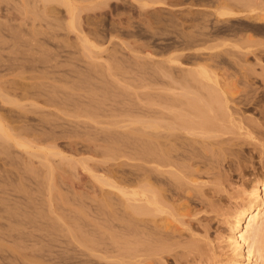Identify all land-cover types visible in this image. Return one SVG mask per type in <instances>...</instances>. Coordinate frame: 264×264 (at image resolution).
I'll use <instances>...</instances> for the list:
<instances>
[{"label": "bare ground", "instance_id": "1", "mask_svg": "<svg viewBox=\"0 0 264 264\" xmlns=\"http://www.w3.org/2000/svg\"><path fill=\"white\" fill-rule=\"evenodd\" d=\"M193 1L208 9L0 0V56L39 53L0 59L13 75L0 74L9 243L32 241L29 230L9 233L32 225L50 228L31 247L43 259L56 258L54 236L68 237L50 264H264V0ZM109 10L127 21L108 22ZM163 35L173 39H148ZM97 79L126 88L102 91ZM34 213L78 221L70 214L76 225L65 221L61 235ZM223 215L229 232L215 227Z\"/></svg>", "mask_w": 264, "mask_h": 264}, {"label": "rangeland", "instance_id": "2", "mask_svg": "<svg viewBox=\"0 0 264 264\" xmlns=\"http://www.w3.org/2000/svg\"><path fill=\"white\" fill-rule=\"evenodd\" d=\"M132 1H133V0H132ZM190 1H191V3H190ZM177 2H178V3H177ZM177 2H173V3H175V5H176V6L174 5V7L172 6L173 3L170 2L171 5H169V6H167V7H163V8H162V11L166 12V11L169 9V11L172 10V12H177L176 14H177V15H180L183 11H184L183 13H185V12L187 11V10H186L187 8L192 9V11H197V10H200V9H202V10H204V9H208V6H209V5H206V6H205V5H204L205 2H204L203 4H201V5H200L199 3L196 4V2H195V4H194V1H193V0H189V1H188V0H186V1L184 0V2L181 1V0H177ZM179 2H180V3H179ZM113 4H114V5H117L116 3H113ZM177 4H178V5H177ZM114 5H113V6H114ZM213 5L216 7L215 4H213ZM210 6H212V4H211ZM214 6H212L211 8L209 7V9L214 10V9H213ZM124 7H129V8H130V6H124ZM168 7H169V8H168ZM155 8H157V7H155ZM158 8H159V7H158ZM158 8H157V9H158ZM166 9H167V10H166ZM158 10H161V9H158ZM174 10H175V11H174ZM185 10H186V11H185ZM107 12H108V13H107ZM107 12H106V14H107V20H108V22H109V21L111 22V21H113V20L116 21V22H117V21H118V22H120V21H122V22H126V21H127V19H126L127 16H126V15H125V17L122 15L121 19L118 18L119 20H117L116 10L113 11L112 13H110V12H111L110 10L107 11ZM167 12H168V11H167ZM136 13H137V12H134V16H135V18L133 19V21H134V24L136 23V24L138 25V22H139V21H138V18L136 17V16H137ZM183 13H182V14H183ZM135 14H136V15H135ZM110 16H111V17H110ZM113 16H115V17H113ZM112 17H113V18H112ZM136 20H137L138 22H137ZM169 24H170V23H169ZM137 25H136V26H137ZM165 25H167V23H165ZM167 34H168V33H167ZM40 37H41V36H40ZM168 37H169V38L171 37V38H170L171 40L173 39V37H172V36H169V35H165V36L163 35V36H161L160 38L157 37V38H155V39L149 37L148 39H149L150 42H152V43H154V44L157 43V41H158V43L160 42V44L162 45V44H165L166 41H167V42H170V39H168ZM72 38H74V37L72 36ZM148 39H145L144 41H146V40L148 41ZM164 39H165V40H164ZM167 42H166V43H167ZM103 45H104V46L106 45L105 48L107 47V48L110 49V47H111V45H109V42H108V43H105V44H103ZM50 46H51V45H50ZM52 46H53V45H52ZM52 46H51V47H52ZM108 46H109V47H108ZM52 48H54V47H52ZM65 49H66V48H65ZM67 50H69V48H67ZM78 50H79V49H78ZM3 51L5 52L6 49L3 50ZM3 51L1 50V54H5L6 56H5V55H1V56H0L1 58H0V59H7V58L12 57V52H11V54H9V52H8L9 50H7L5 53H4ZM2 52H3V53H2ZM7 52H8V53H7ZM29 52H31L30 55H31L32 53H33V54L35 53V55L37 54L36 51H28V52L25 53L26 55L23 54V56H22V54L18 53V55L20 54V56L15 55V56H13L12 58H14V57L16 58V57H17V58H19V59H24V58H26V57H30L29 54H28L29 56L27 55V53H29ZM81 52H82V51H81ZM107 52H108V51H107ZM6 53H7V54H6ZM66 53H67V52H65L64 54H66ZM82 54H83V53H82ZM105 54H106V53H105ZM105 54H102L103 56L101 55V57H103V58H105V59H108L107 56H106V57L104 56ZM141 54H142V53H141ZM8 55H10V56L8 57ZM13 55H14V54H13ZM83 55H84V54H83ZM106 55H107V54H106ZM142 55H145V53L143 52ZM154 55H155V58L158 57V55H157V56H156V54H154ZM166 55H167V54H163V56H165V57H166ZM2 56H3V57H2ZM4 56H5V57H4ZM38 56H39V53L36 55V57H38ZM163 56H159L158 58L162 59ZM6 57H7V58H6ZM21 57H22V58H21ZM165 57H163V58H165ZM105 59H104V60H105ZM5 64L8 65V64L5 63V62H4V63L2 62V65H1V63H0V68H1V69H0V74H1V75H4V74L6 75L8 72H10V74H11V72H12V71L7 70V67L5 66ZM186 64H187V63H186ZM186 64H185V66H188V64H187V65H186ZM64 68H67V66L64 67ZM64 68H62V69H64ZM68 68H69V67H68ZM68 68H67V69H68ZM2 69H3V70H2ZM69 69H70V68H69ZM1 70H2V71H1ZM4 70H5V71H4ZM16 73H17V72H16ZM16 73H15V74H16ZM8 74H9V73H8ZM15 74H14V75H15ZM60 74H63V73L61 72ZM122 75H123V74H122ZM127 75H128V78H126ZM129 75H130V76H129ZM120 76H121V75H120ZM120 76H119V77H120ZM123 76H124V77L126 76L125 78H126V79H130V80H133V79H136V78H137V77H134V76L131 75V74H125V75H123ZM9 77L11 78V77H13V75L11 74V75H9ZM124 77H123V78H124ZM109 78H110V77H109ZM116 78H117V76H116ZM116 78H115V79H116ZM120 78H121V79H120ZM120 78H119V79H120V80H123L124 83H125L126 85L129 83V80L125 81L126 79L124 80L122 77H120ZM110 79H111V78H110ZM115 79L112 77L111 80H113V82L116 81L115 83H118V81H119V80L117 81L118 78H117L116 80H115ZM98 80H99V82H100V79H97V81H96V82H97V85H96V86H97V89L101 88L102 91H105V90L107 91V88L110 89V87H108V86H109L111 83H109V84L107 85V87L105 88V87H104L105 85L103 86V84H105L106 82L100 84V86H99V85H98V84H99V83H98ZM110 82H111V81H110ZM113 82H112V83H113ZM119 82H122V81H119ZM126 82H127V83H126ZM100 83H101V82H100ZM120 84H122V83L115 84V85H116V87H117V86L120 85ZM125 84H122V85H123V88L125 87V86H124ZM136 84H138V83H136ZM62 85H65V83L62 84ZM66 85L68 86V84H66ZM66 85H65V86H66ZM101 85H102L103 87H102ZM111 85H112V86H111ZM111 85H110L111 87H113L114 89H116V87L113 86L114 83L111 84ZM122 85H120L121 88H122ZM128 85H130V84H128ZM128 85H127V86H128ZM67 86H66V87H67ZM69 86H70V85H69ZM98 87H99V88H98ZM129 87H130V88H131V87L133 88L132 85H130ZM129 87H127V88H129ZM93 88H94V87H93ZM93 88H92V89H93ZM119 88H120V87H119ZM125 88H126V87H125ZM130 88H129V89H130ZM139 88H140V87H139ZM111 89H112V88H111ZM111 89H110V90H111ZM117 89H118V88H117ZM112 90H113V89H112ZM140 90H142V89H140ZM98 91H99V90H98ZM65 142H68V141L63 140L62 142H60V144L62 143L63 145H65V144H64ZM62 144H61V146H62ZM66 144H67V143H66ZM16 151H17L18 154L21 153V152H23V153L26 152L24 148H20V149L17 148ZM19 151H20V152H19ZM17 153H16V154H17ZM82 154L84 155V153H82ZM2 156H5V158H6V155H3V154H2ZM2 156L0 155V158H2ZM5 158L3 157V159H5ZM3 159H0V161L2 160V161H1L2 163L4 162ZM5 161H6V160H5ZM36 161H37V159H36ZM37 162H38V161H37ZM37 162H36L35 164H37ZM2 163H0V165H1ZM3 164H4V163H3ZM37 165H38V164H37ZM6 166H7V165H6ZM6 166H5V167H6ZM6 168H9V167H6ZM10 168H12V167H10ZM1 169H2V168H1ZM1 169H0V172H1ZM84 174H85V173H83L82 176H83L84 178H87L86 175H84ZM1 185H2L4 188L1 189L2 187L0 186V187H1V188H0V192H1L2 190H4L5 188H9V187H5L4 184H1ZM4 201L6 202L7 200H4ZM4 201H3V199H2V200L0 199V202L3 203V204L0 203V204L2 205V206L0 205V211H1V209L5 208V209H3V210H5V213H4L3 210H2L3 212H0V213H2V214L0 215V264H23L24 262H25V264H26V263H27V264H32V263H33V264H50L51 262H53V259H54L55 256H52V254L55 255V252L52 253V254L50 253L51 255H49V256H47L45 259H43L41 256H38V255L35 256V255L33 254V252H32L33 249L31 248V247H33V246L35 247V249H36V248H40V245H41V244H39V243H37V244L34 243L35 241H33V239H34V240H42V239H41L42 237L40 238V236H39L40 233H42V234H43V233H47V231H50V228H48L49 230H44L45 232H44V231H38V232H37V230H36V229L34 228V226H32V225H31V226H30V225H29V226H28V225H26V226H24V225L14 226V227L11 228V230H10V232H9L10 234H13V235L16 234V235H18V234H20V233H18V232H21V231L24 232V230H25V232H27V231L29 230V231L33 232L35 235L37 234V237H39V238L35 237V235H34V236H31V237H33V238L30 237V238L32 239V241H31V240H29V241H30V242H33V244L30 243V242H27V241L25 242V244H22L23 242H22V243H20V242L18 243V241H16V239L14 240V241H16V243H15V242H11V241H13V240H10L11 243H9L8 240H9V239H13L14 237H12V238H6V235H7V234H2V233L4 232V229H3L4 226L1 227V225H4V223H5V226L8 228L7 224L9 223L8 220H7V215H5V214L7 213V211H6L7 206H6V205H7L9 202L7 201V204L4 206V204H5ZM70 202H73V201H70ZM67 205L73 207L70 203L66 204V206H67ZM1 207H3V208H1ZM76 209H77V208H76ZM76 209H75L76 212H75V211L73 212L74 214L71 212L73 215H78V214H79L78 212H80V211L77 212ZM225 210H228L227 207H225ZM223 212H225V211L223 210ZM71 213H69V215H67V216L64 217L66 220H64L63 217H62L63 220H61V219L58 220V218H57L56 216H55V218H54V215H55V214H54V215H50V214H48V215L51 216V217L49 216V218H48V216H47L48 220H46L47 218H46V219H45V218H42V219H43V221H48V222H49V221H50V222L52 221L51 224H53V223H57V224H55L56 227H55V226H54V227H55V228H58L59 230H58V229L55 230V233H56V232L58 233V231H61V230L63 229L64 231H63V230H62V231H63L64 233H63V232H62V233L67 235V231H68V228L70 227V225H68V222H65V221H69V224L71 223V226H72V227H73V225L75 224V220H74V219H73V220H70V219H69V218H71V217H72V218L75 217V216L73 217ZM76 213H78V214H76ZM18 214H19V213H18ZM67 214H68V213H67ZM70 214H71V217H70ZM2 215H3V216H2ZM16 215H17V214H16ZM16 215H15V217H14V215H11V216H13V218H16V217L19 218L18 216H19L20 214L17 215V216H16ZM35 215H39V213H36V214L34 213V215H33L31 218H29V219H32V220H30L32 223L38 224L39 221H42V220H41L40 216H38V218H35V217H34ZM40 215H41V214H40ZM5 216H6V217H5ZM9 216H10V215H9ZM60 216H61V215H60ZM80 216H81V212H80L79 216H77V219H79V221H80V219H84V218H85L84 216H83V218H81ZM3 217H4V220H3ZM33 217H34V220H33ZM68 217H69V218H68ZM79 217H80V218H79ZM5 218H6V219H5ZM52 218H53V219H52ZM220 218H221V220H219ZM226 218H227V217L224 216V215L221 216V217H219L217 222H220V223H218L217 225H215V227H217V226H223L224 231L229 232V226H230V225H229V222H230V220H227ZM232 218H233V217H232ZM232 218L230 217L229 219H232ZM55 219H56V220H55ZM67 219H68V220H67ZM75 219H76V217H75ZM77 219H76V220H77ZM85 219H86V218H85ZM88 219H89V218H88ZM88 219H86V220H88ZM225 219H226V220H225ZM36 220H38V222H36ZM224 220H225L226 222H225ZM1 221H2V222H1ZM33 221H34V222H33ZM43 221H42V222H43ZM57 221L60 222V223H58ZM63 221H64V222H63ZM71 221H72V222H71ZM77 221H78V220H77ZM263 221H264V219H263ZM263 221H261V222H263ZM61 222H63V223H61ZM73 222H74V224H72ZM64 223H65V224H64ZM76 223H77V222H76ZM223 223H224V225H223ZM225 223H226V224H225ZM59 224H60V225L62 224V225H64V226H61V227H60ZM219 224H220V225H219ZM227 224H228V225H227ZM58 225H59V226H58ZM75 225H76V224H75ZM27 226H28V229H27ZM226 226H227V227H226ZM6 227H5V228H6ZM25 227H26V228H25ZM30 227H33L34 230H33V228L30 229ZM224 227H225V228H224ZM13 228H14V229H13ZM22 228H23V229H22ZM55 228H54V229H55ZM61 228H62V229H61ZM66 228H67V230H66ZM221 228H222V227H221ZM2 229H3V230H2ZM52 229H53V228H52ZM52 229H51V232L54 231V229H53V230H52ZM13 230H14V232H13ZM19 230H20V231H19ZM75 230H77V232H79L80 229H75ZM214 230H215V229H214ZM16 231H17V232H16ZM29 231H28V232H29ZM35 231H36V233H35ZM244 231H245V230L243 229V232H244ZM5 232H6V231H5ZM39 232H40V233H39ZM73 232H74V230H73ZM80 232H81V231H80ZM60 233H61V232H59L58 234H60ZM62 233H61V235H62ZM74 233H75V232H74ZM68 234H69V233H68ZM3 235H4V236H3ZM214 236H215V235H214ZM1 237H3L4 239L6 238L5 240H6L7 242H6L4 239H2ZM36 238H37V239H36ZM53 238H54V240L56 239V242H55L54 240H53V241L56 243L57 246L54 245L55 243L52 242V243H51L52 245L50 244L51 246H49V247H50V251H53V250L56 251V252L58 251L57 253H59V252H61V251H65L66 249H65L64 247H66V246H64V245H66V244L64 243V240H65V241L68 240V239H67L68 237L65 238V237L61 236V238H60V236H58V237H55V236H54ZM57 238H58V240H57ZM64 238H65V239H64ZM1 239H2V241H1ZM27 239H29V238H27ZM45 239H47V238H45ZM48 239H49V238H48ZM60 239H61V240H60ZM3 240H4V242H6V243H4ZM62 241H63V242H62ZM42 242H43V240H42ZM60 242H61V244H64V245H62L63 247H60V246H61ZM12 243H13V244H12ZM17 243H18V245H17ZM28 243H29V246H28ZM5 244H6V245H5ZM19 244H20V248H18ZM30 244H31V246H30ZM34 244H36V245H34ZM58 244H59V245H58ZM9 245H10V246H9ZM12 245H13L14 247H13ZM38 245H39V246H38ZM42 245H43V243H42ZM42 245H41V246H42ZM53 245H54L55 247H54ZM75 245H76L77 249H79V248L81 249V248H82V247L79 246V244L77 245V243H76ZM16 246H17V248H16ZM27 246H28V247H27ZM36 246H37V247H36ZM52 246H53L54 249L51 248ZM58 246H59L60 248H59ZM81 246H82V245H81ZM74 247H75V246H74ZM84 247H85V246H83V249H84ZM13 248H14V249H13ZM29 248H30L31 250H30ZM63 248H64L65 250H63ZM66 248H67V247H66ZM51 249H52V250H51ZM58 249H59V250H58ZM67 249H68V248H67ZM11 251H12V252H11ZM68 252H70V251L68 250ZM17 253H18V254H17ZM21 253H22V254L25 253V254H24V255H21ZM57 253H56V258H57ZM70 253H72V251H71ZM32 254H33V255H32ZM12 255H13V256H12ZM50 256L52 257V259L50 258ZM10 257H11V258H10ZM14 257H15L16 259H18V261H16V259H15ZM22 257H23V258H22ZM32 257H34V258H33V259H29V258H32ZM56 258L54 259V262H55V261H56V262L58 261V260H56ZM40 259H41V260H40ZM14 260H15V261H14ZM19 260H21V262H20ZM43 260H44V261H43ZM51 260H52V261H51ZM22 261H23V262H22ZM27 261H28V262H27ZM29 261H31V262H29ZM34 261H36V262L34 263ZM50 261H51V262H50ZM19 262H20V263H19ZM43 262H44V263H43ZM56 262H55V263H56Z\"/></svg>", "mask_w": 264, "mask_h": 264}]
</instances>
